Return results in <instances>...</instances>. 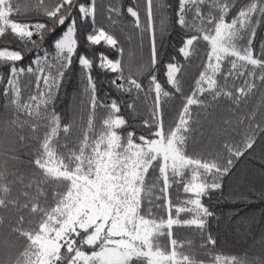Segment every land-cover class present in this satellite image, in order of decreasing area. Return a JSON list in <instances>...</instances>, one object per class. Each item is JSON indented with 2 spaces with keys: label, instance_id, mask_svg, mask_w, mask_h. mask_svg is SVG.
I'll list each match as a JSON object with an SVG mask.
<instances>
[{
  "label": "snow or ice",
  "instance_id": "obj_1",
  "mask_svg": "<svg viewBox=\"0 0 264 264\" xmlns=\"http://www.w3.org/2000/svg\"><path fill=\"white\" fill-rule=\"evenodd\" d=\"M143 3L142 21L135 0L126 9L121 0H25L23 8L20 0H0V42L9 38L0 46V69H7L0 73V109L9 113L7 127L31 133L18 135L21 144L36 142L30 174L19 168L9 171L8 159L0 165V210L15 211L17 218L8 227L23 241L22 251L0 259V264H205L182 250L174 226L197 232L200 248L216 245L208 232L214 212L204 198L222 192L237 161L264 143V112L257 108L247 114L241 108L264 89V38L258 40L264 0H177L175 9L167 0ZM123 11L133 18L141 45L147 40L145 62L126 59L115 32L97 24L98 13H107L108 22L117 27ZM170 13L175 19L171 26L184 32L180 57L188 61L197 45L206 42V60L190 94L182 88L184 65L175 58L164 64V83L157 75L158 38L170 26ZM14 14H31L33 19H13ZM89 20V31L81 39L80 27ZM84 45H103L111 53L89 57L80 51ZM77 66L88 119L83 138L69 147L74 121L62 124L55 101ZM96 69L111 74L109 84L132 96V102L101 97ZM33 83L24 98L23 91ZM176 94L182 105L178 120L166 124L165 107ZM222 99L230 102L223 109L229 115L222 130L208 137L201 133L197 140L200 112L194 115L193 106L215 110ZM137 101L144 103L147 115L133 125L121 112L126 108L135 119ZM98 111L105 113L99 131L94 122ZM241 126L243 139L237 142L232 137ZM205 141V152L196 153V145ZM181 189L187 194L183 200ZM26 222L34 227L25 228ZM211 264H264V256L215 254Z\"/></svg>",
  "mask_w": 264,
  "mask_h": 264
},
{
  "label": "trees",
  "instance_id": "obj_2",
  "mask_svg": "<svg viewBox=\"0 0 264 264\" xmlns=\"http://www.w3.org/2000/svg\"><path fill=\"white\" fill-rule=\"evenodd\" d=\"M115 3L117 0H101V3ZM123 9L127 6L133 5L134 0H121ZM172 5L173 9L176 7L177 0H167ZM239 3H244L246 0H238ZM25 0H20V5L23 8ZM136 5L139 6L141 12V20H144L143 15V0H135ZM13 19L30 21L33 19L31 14L16 16L14 14ZM167 22L169 23L168 30L162 37L158 38L159 44V59L158 65V79L162 83L165 81L164 77V64L170 62L173 58L178 60L184 65L181 77L182 88L185 94H190V89L194 87L195 79L198 77L199 71L202 70V63L206 60V42L201 41L197 45V51L194 56L188 61H185L178 55L177 49L180 46V42L183 39V30L175 25L174 13H170L167 16ZM91 21H85L80 27V38L83 39L84 35L89 31V25ZM97 24L105 26L108 30L115 32L122 42L126 52V59L135 60L137 63L147 61L148 58V45L147 40L141 45L139 38V30L133 25V18H131L126 11L122 12V16L117 27H113L107 18V13H98ZM264 38V28L258 29V40ZM9 38H4L0 42V46H4L8 42ZM12 47H16L13 43ZM48 43L45 47L48 48ZM81 52H85L89 57H95L98 52L105 51L111 53L110 49L106 46H91L84 45L80 49ZM27 63V60L25 61ZM228 65H225V69ZM6 67L0 69V73L6 72ZM93 75L97 79L99 94L101 97L110 101L112 98H118L127 102H132V96L128 94H122L118 92L109 84L111 74H105L98 69L93 71ZM29 78H25L24 84H28ZM81 77L79 67H75L73 71L68 75L66 82L63 84L62 89L58 94V98L55 101L56 110L61 114L62 124L74 121L72 128V135L69 136V147H75V142L83 138V130L87 127L88 119V100L86 96L81 95ZM239 86V83L237 84ZM33 84L23 91L24 98H27L31 94ZM170 89V86L168 87ZM134 95V94H133ZM262 98H264V89H258L255 95L247 98V104L241 105L244 113L250 114L254 109L260 108L264 112V105H262ZM3 104V99L0 98V105ZM220 107H209L206 111L197 109V106H193L194 115L197 111L200 112L198 119L200 120L201 127L196 133L197 140L200 139L201 133L206 137L212 136L214 131L218 134L222 128V120L228 117V113L223 109L230 106V102L226 99L220 101ZM182 105L180 103L179 94L169 102V105L165 107V121L166 124L170 121L178 120V113ZM137 115L133 119L129 115V110L122 107V115H125L126 119L130 120L133 125H138L142 118L147 115V108L142 101L136 102ZM105 116L103 111H98L96 114L95 124L96 130L99 131L102 124V119ZM9 118V113L0 109V165L5 159H8V169L13 171L19 168L21 171L30 174L32 169L29 166L30 154L34 152L36 148V142L33 140L27 141L25 144H21L18 140V135L29 136L31 133L28 130L20 132L13 127H7L5 121ZM259 115L257 120H259ZM130 130V129H129ZM44 129H41V135ZM123 131V130H122ZM239 134L232 137L237 142L243 139V126L238 129ZM142 132L137 129V135ZM63 132L60 133L61 143H63ZM221 143L223 141L221 140ZM219 147V145H216ZM206 150L205 143L197 144L195 147L196 153H202ZM193 149L189 148L191 154ZM15 155L19 157L18 160L10 159L9 157ZM9 179H12L10 176ZM264 143L258 142L254 145V148L241 157L235 166L233 174L226 178L224 181V187L221 191L215 192L209 197L204 198V203L210 207L214 212V216L210 219L208 225V232L216 239V245L209 246L207 248H200L201 243L200 236L192 228L187 226H174L173 233L174 238L178 240L181 248L186 253H195L197 259L204 260L205 264H211L212 258L215 254H222L224 256H242L247 254L249 257L264 256ZM171 194L175 199L177 197V191L175 187L171 190ZM179 199L183 200L187 197V194L179 191ZM247 196V199L242 198ZM0 215L4 216V225L0 226V259L7 260L13 258L19 251H22L23 241L21 238L13 234L9 230V222L16 220V213L14 210L8 211L0 210ZM181 218H188L186 214H181ZM25 228L34 227L28 225L27 222L24 225ZM191 240L193 242L192 247H188L186 242ZM163 243H167L166 238L162 240ZM211 252L212 255H208Z\"/></svg>",
  "mask_w": 264,
  "mask_h": 264
}]
</instances>
